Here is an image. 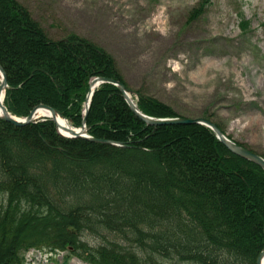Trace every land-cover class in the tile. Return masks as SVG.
Segmentation results:
<instances>
[{
	"label": "trees",
	"instance_id": "obj_1",
	"mask_svg": "<svg viewBox=\"0 0 264 264\" xmlns=\"http://www.w3.org/2000/svg\"><path fill=\"white\" fill-rule=\"evenodd\" d=\"M240 25L247 32L250 22ZM0 66L11 115L46 105L75 128L94 78L128 87L106 50L76 34L52 40L17 0H0ZM133 99L146 116L179 117L141 91ZM87 127L122 147L65 138L50 118L24 127L0 119V264H26L31 251L64 254L62 264H257L262 168L204 126L147 125L111 84L95 90Z\"/></svg>",
	"mask_w": 264,
	"mask_h": 264
},
{
	"label": "rangeland",
	"instance_id": "obj_2",
	"mask_svg": "<svg viewBox=\"0 0 264 264\" xmlns=\"http://www.w3.org/2000/svg\"><path fill=\"white\" fill-rule=\"evenodd\" d=\"M17 1L52 40L76 34L106 50L134 94L179 117L210 120L264 156V0H212L195 19L202 0ZM63 257L31 251L26 264H62Z\"/></svg>",
	"mask_w": 264,
	"mask_h": 264
},
{
	"label": "water",
	"instance_id": "obj_3",
	"mask_svg": "<svg viewBox=\"0 0 264 264\" xmlns=\"http://www.w3.org/2000/svg\"><path fill=\"white\" fill-rule=\"evenodd\" d=\"M0 72L2 74V81L0 82L1 83L0 84V107L3 110L2 114H0V119L16 127H24L26 125L35 124L41 121L43 118H51L56 124V127L59 133L66 138H74V139L82 138V139H86V140H89L97 144H106V145L122 147V144L114 143L112 141L94 139L88 135L89 129L87 127V115L90 110V106H91V102H92L95 90L102 84H111V85L116 86L121 91L130 109L134 112V114L141 121H143L147 125L153 126V127L173 126V125H182V126L201 125V126L207 127L215 133L218 140L232 154L240 158H243L247 161H250L264 170V158L263 157L242 147L238 143L230 140L213 122L206 120V119H186V118L158 119V118H152V117L146 116L138 109L136 103L133 101L132 96L134 95V92L128 89L127 87H125L123 84L115 80H112V79L94 78L91 81L90 90H89V94H88L87 102L85 106V111H84V119L82 122V127L80 129H76L72 127L69 124L68 119L63 117L61 113H59L57 110L51 107H48L46 105H39L36 109H34V111L30 113L28 117L24 119L17 118L11 115L8 112V110L4 107L5 94L9 87H8L6 73L4 72L1 66H0ZM40 111L48 112V116H40ZM58 117L64 119L68 123V126H65L61 129L57 121ZM263 260H264V251L259 256L257 264H263Z\"/></svg>",
	"mask_w": 264,
	"mask_h": 264
},
{
	"label": "bare ground",
	"instance_id": "obj_4",
	"mask_svg": "<svg viewBox=\"0 0 264 264\" xmlns=\"http://www.w3.org/2000/svg\"><path fill=\"white\" fill-rule=\"evenodd\" d=\"M2 81V74H1V72H0V82ZM2 108L0 107V114H2ZM40 116H48V112H45V111H40ZM57 121H58V124H59V126H60V128L62 129L63 127H65V126H68V123L64 120V119H62V118H60V117H58L57 118ZM263 264H264V260H263Z\"/></svg>",
	"mask_w": 264,
	"mask_h": 264
}]
</instances>
